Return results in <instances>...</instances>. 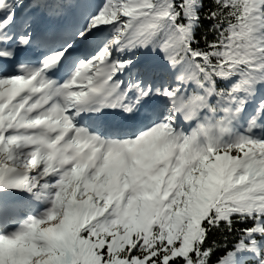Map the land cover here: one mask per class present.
I'll list each match as a JSON object with an SVG mask.
<instances>
[{"label": "snow or ice", "instance_id": "1", "mask_svg": "<svg viewBox=\"0 0 264 264\" xmlns=\"http://www.w3.org/2000/svg\"><path fill=\"white\" fill-rule=\"evenodd\" d=\"M0 264H264V0H0Z\"/></svg>", "mask_w": 264, "mask_h": 264}, {"label": "rangeland", "instance_id": "2", "mask_svg": "<svg viewBox=\"0 0 264 264\" xmlns=\"http://www.w3.org/2000/svg\"><path fill=\"white\" fill-rule=\"evenodd\" d=\"M41 211H42V209H41ZM41 211H40V212H41ZM43 211H44V210H43Z\"/></svg>", "mask_w": 264, "mask_h": 264}]
</instances>
